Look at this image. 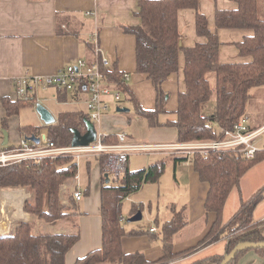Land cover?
<instances>
[{"label":"crops","instance_id":"obj_1","mask_svg":"<svg viewBox=\"0 0 264 264\" xmlns=\"http://www.w3.org/2000/svg\"><path fill=\"white\" fill-rule=\"evenodd\" d=\"M138 2L139 0H0V150L17 147L26 136L38 137L40 131L34 135L22 132L21 128L43 123L34 109L35 105L17 99L12 79L23 74L50 75L68 64H74L78 59L94 61L97 57L96 48H99L102 55L109 60L108 71L115 68L121 73H128L129 78L126 82L143 108L152 109L155 106V93L150 80L136 70L135 38L132 34L124 32L121 27L140 23L136 14ZM236 7L237 3L232 0H198L196 9H179L177 12V28L180 34L178 46L191 47L206 41L196 32L195 17L199 12L207 18L209 29L216 31L218 35L220 42L218 60L221 63L249 61L250 57L238 54L236 43L244 36L251 34V30L215 29L216 10H232ZM256 8L258 16L264 19V0H256ZM183 64L184 57L180 50L178 70L162 84L166 111L161 115L174 114L176 111L178 93L185 88ZM208 77L210 83L214 84V74L210 73ZM110 82L115 83L112 80ZM261 87L264 89V85ZM261 95L264 96V91ZM121 96L122 100L119 103L110 101L108 111L102 115L98 128L104 134L115 136L117 132H123L120 127L132 120L131 117L126 116L128 111H116L118 106H128L127 108L131 106L129 110L133 109L132 103L124 100L122 92ZM252 96L251 93L248 102ZM82 97L84 100L87 98V92L83 89L64 92L60 88L50 87L38 92L39 103L37 104H40V101L42 103L54 101L55 106L67 108L62 111L56 109L55 112L47 108L56 122L62 112L80 110L73 109L72 105ZM17 102L27 103V105L18 107L16 113L8 116L7 107H16ZM248 102L244 116L248 119L250 126L258 127L264 123V107L258 111H249L247 110ZM111 103L115 104L113 110L110 109ZM134 116L138 119L135 121L141 123L142 118L135 114ZM42 125L46 128V125ZM149 128L151 130L145 141L148 144L179 142L177 130L173 126L164 124L149 126ZM262 135L264 136V133ZM128 138L133 140L130 136ZM261 149H264V142ZM137 153L150 154L143 155L145 158L142 163H137L131 158L132 155H138ZM137 153L128 156L127 169L137 170L158 161H164L166 166L165 160L159 157L167 155L166 157L172 159L174 172L164 170L156 182L143 184L137 192L123 201L124 203L128 201V205L126 208L122 205L123 225L127 233L121 238L122 251L124 253L140 252L153 264H214L208 261V258L225 255L226 240L223 238L212 240L219 231L214 236L207 237L216 219L215 213L205 212L204 202L209 184L199 179L190 160L174 163V156L181 154L168 151ZM92 158L96 161L95 166L90 168L89 164L88 172L79 174L77 171L78 182L75 183L73 178L64 181L68 184V188L63 193H66L67 204L70 203L69 206L73 207L74 212L71 218L46 223L35 220L34 216L24 212L23 203L21 208H18L22 210L20 213L24 218L19 221L34 220L40 227V232L78 234V240L65 254V264H74L78 258L100 248L102 244L101 187L104 183L111 181L105 176L103 181L102 165L98 158ZM75 184L82 192L80 200L71 197V188ZM23 189L25 191L16 192L15 198L24 200L28 198V190ZM6 191L8 190H0V195ZM258 193L261 194V199L254 207L253 220L264 236V159L247 170L240 178L238 186L230 191L222 212V228L236 215L243 202H249ZM63 203L65 204V201ZM133 206L135 209L139 207L138 210L142 211L144 220L141 223L126 220L136 212L134 208L132 210ZM174 212H180L184 221V225L171 238L172 250L178 255L159 262L164 254L161 228L173 217ZM152 227L156 230L150 231ZM204 239L206 240L203 241ZM234 264H264V257L249 249Z\"/></svg>","mask_w":264,"mask_h":264},{"label":"trees","instance_id":"obj_2","mask_svg":"<svg viewBox=\"0 0 264 264\" xmlns=\"http://www.w3.org/2000/svg\"><path fill=\"white\" fill-rule=\"evenodd\" d=\"M232 1L237 3L235 9L216 10L215 29L251 30V34L236 43L238 54L250 57L245 62L221 63L218 60V35L209 29L207 18L199 12L195 17L196 32L206 41L191 47L178 46L177 12L182 8L196 9L198 0H139L136 14L140 23L121 26L124 32L135 38L136 70L150 80L155 93V106L145 109L140 105L128 82L123 79L124 72L113 68L107 76L123 93L124 100L132 103L135 115L147 119L152 127L164 124L175 127L179 142L221 138L224 130L231 128L245 115L251 89L264 85V19L257 14L256 0ZM90 50L92 52V47ZM180 50L184 57L182 72L185 88L178 93L175 119L162 123L158 120L166 111L162 84L178 70ZM210 73L215 76L214 84L210 83ZM212 96L215 101L213 111L206 114L203 109ZM15 105L13 108L7 107L8 116L27 103L17 102ZM85 120H88V115L82 110L62 112L56 122L46 125L45 129L56 145L65 146L71 142L72 129L84 132ZM40 129V126H26L21 131L37 135ZM105 141L112 143L117 138L107 135ZM262 159L264 149L256 152L252 158H244L232 150L210 152L207 156L197 153L190 157L174 156V163L190 160L199 179L209 184L204 207L205 212L215 213L216 219L207 237L219 231L212 240H226L225 255L239 242L264 241L253 220V210L261 199L260 193L249 202H243L236 215L222 228V212L230 191L238 186L244 173ZM89 162L87 159V165ZM164 170V161L137 170L126 168L116 184L108 182L102 185L101 247L78 258L74 264H153L140 252L122 251L121 238L127 234L123 225L122 205L143 184L156 182ZM101 171L104 181L105 172L103 169ZM76 174L77 163L69 156L45 159L40 164H9L0 166V190L27 189L29 197L23 202V211L33 215L35 220L53 223L71 218L74 213L73 207L61 202L58 192L60 185ZM12 196L16 197L17 193L14 192ZM133 208L134 211L139 209ZM34 224V220L18 221L11 233L0 234V264H65V254L78 240V234L36 232ZM183 225L180 212H174L173 217L162 225L164 254L159 262L178 255L172 250L171 238ZM248 250L238 252L228 264H234ZM251 250L264 257V248ZM225 255L211 256L208 261L220 264Z\"/></svg>","mask_w":264,"mask_h":264},{"label":"built area","instance_id":"obj_3","mask_svg":"<svg viewBox=\"0 0 264 264\" xmlns=\"http://www.w3.org/2000/svg\"><path fill=\"white\" fill-rule=\"evenodd\" d=\"M95 51L97 57L94 61L78 59L74 64H68L50 75L23 74L13 78L12 85L17 99L35 106L39 103L38 92L50 87L68 91L85 90L86 113L88 120L96 129V139L88 145L73 147L70 144L58 146L53 138L45 133L38 136V143L24 137L17 147L0 150V166L21 163L40 164L45 159L67 156L77 163L82 158L95 157L100 161L108 179L116 184L126 169L128 156L132 153L168 151L190 157L195 153L207 156L210 152L232 150L244 158H252L256 152L262 150L257 145V141L264 133V123L252 127L245 116L234 122L231 128L224 130L223 136L219 139L148 144L133 142L129 140L127 134L120 131L115 134L116 142H106L107 134L99 130L98 124L102 115L108 111L109 102L119 103L122 96L115 83L110 82L107 76L109 60L102 55L99 48ZM128 78V73L124 72L123 79L128 80ZM73 180L75 183L78 182L76 176ZM67 188L68 184L63 182L59 190L63 193ZM71 195L76 200L82 197V192L76 184L71 188ZM155 230V227L150 229V231Z\"/></svg>","mask_w":264,"mask_h":264},{"label":"rangeland","instance_id":"obj_4","mask_svg":"<svg viewBox=\"0 0 264 264\" xmlns=\"http://www.w3.org/2000/svg\"><path fill=\"white\" fill-rule=\"evenodd\" d=\"M262 88L263 87L260 86V87H257L255 89H251L250 92L253 94V96H252L251 100L248 102L247 110L254 112V110L255 111H258V110H260V109H262L264 107V96L262 97V95H261V92H263L264 89H262ZM40 104H42L46 108L50 109L52 112H55L56 109L57 110H61V111L67 109V108L62 107V106H55L54 105V101H53V103L52 102H43L42 103V101H40ZM214 104H215V101H214V97L212 96V98L206 103V105H205V107L203 109V112L206 113V114L211 113L213 111ZM114 105L115 104L111 103V106H110V109L111 110H113V106ZM123 106H125V105H123ZM72 108L73 109L79 108L82 111H86V105H85V101H84L83 97L80 100H78L74 105H72ZM34 109H35V106H34ZM126 116L131 117L132 120L130 122L126 123L124 126L120 127L121 130L125 134H127L128 136L132 137L131 139H133L132 140L133 142H136V143H146L145 142L146 141V137H147L148 133L151 130V128H149L150 125H149L148 120L141 117L142 118L141 119V123L136 122L135 120H138V119H136L137 117L134 116L133 109H130L127 112ZM175 116H176L175 113L174 114L173 113H167V114L161 115L159 117V120L161 122H165L167 119H169V120L175 119ZM252 119H253V117H252ZM257 119H259V118H257ZM42 124L41 125H37V126H40L41 127L40 134L45 133V134L48 135L47 129H45ZM263 142H264V136L262 135V136H260L258 138L257 145L261 148V145L263 144ZM137 154L138 155H132L131 158L133 160H135L137 163H142V161L145 158L143 155H147V154H150V153H143V154L142 153H137ZM166 156L159 157L160 159H164L165 162H166L165 172H174V170H173V164H172V159H171V157H166ZM95 164H96L95 159L91 158L90 159V168L94 167ZM77 171H78L79 174H80V172H88L87 160L85 158H82V159H80V160L77 161ZM14 190H12V189H11V191L8 190L10 196H12V194L14 192H17L18 193L19 191H21V192L22 191H25L23 188H16ZM2 194L0 195V197L2 196ZM58 195H59V199L61 200L62 203H63L62 200H64L65 201V204L67 206L70 205V203L67 204L68 203V198H66V193H63L62 194L60 192V190H59ZM63 195H64V197H63ZM28 197H29V194H28ZM123 205H124L123 208H126L127 205H128V201H125V203L123 202ZM21 211L22 210H19L18 208H15V209H11L10 208L7 216L5 217V219H4V217L2 215H0V234L11 233L12 230H13V228L16 225V221H19V220L24 219L22 217L21 213H20ZM6 220H8L7 225H4L3 223ZM143 220H144V218L141 219V220H139L138 223H141ZM25 221H28V220H25ZM42 227L45 228L43 225H42ZM39 230H40V227H38V225H36V223H35L34 224V231L37 232ZM41 230H42V228H41Z\"/></svg>","mask_w":264,"mask_h":264},{"label":"water","instance_id":"obj_5","mask_svg":"<svg viewBox=\"0 0 264 264\" xmlns=\"http://www.w3.org/2000/svg\"><path fill=\"white\" fill-rule=\"evenodd\" d=\"M36 113L39 115L40 120L43 122L44 125H49L55 123V118L51 114V112L42 104H37L35 107ZM117 112H127L129 111V108L127 107H116ZM85 131L82 133L77 129H72V138L70 145L73 147L77 146H85L90 144L96 139V129L94 127V124L90 120H85ZM5 135V133H4ZM28 139L34 141L35 143L39 142L38 137L31 136ZM5 143V142H4ZM107 177V174L104 175ZM106 182L108 180L106 179ZM142 219V211L137 210L132 216L127 218V222H135ZM258 248H264V241L261 242H251V241H243L239 242L233 249H231L225 256L224 259L221 261L220 264H228L234 256L243 250L246 249H258Z\"/></svg>","mask_w":264,"mask_h":264},{"label":"bare ground","instance_id":"obj_6","mask_svg":"<svg viewBox=\"0 0 264 264\" xmlns=\"http://www.w3.org/2000/svg\"><path fill=\"white\" fill-rule=\"evenodd\" d=\"M23 200V198H15L10 196L9 191L4 192V194L0 197V213L4 219L7 216L10 208H21ZM7 222L8 220H6L3 224L7 225Z\"/></svg>","mask_w":264,"mask_h":264}]
</instances>
